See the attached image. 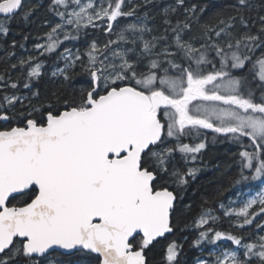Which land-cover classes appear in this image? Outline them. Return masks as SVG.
<instances>
[{
  "label": "snow or ice",
  "instance_id": "obj_1",
  "mask_svg": "<svg viewBox=\"0 0 264 264\" xmlns=\"http://www.w3.org/2000/svg\"><path fill=\"white\" fill-rule=\"evenodd\" d=\"M150 5L159 7L162 30L140 14ZM229 7L205 20L197 14L205 9L186 0H50L58 19L45 21L33 53L11 64L26 94L20 78L0 74V90H11L0 95V264H75L68 257L76 254L87 264H150V247L178 227L177 189L200 170L181 172L171 161L179 152L195 163L208 132L213 143L222 136L241 149L231 187L264 184V0ZM35 10L0 0V35ZM90 28L106 42L89 40ZM81 35L83 52L64 47ZM239 202L220 208L236 229L257 231H217L210 224L219 217L202 210L192 246L212 248L196 264H264V221L255 223L264 189ZM181 250L168 242L165 264H180Z\"/></svg>",
  "mask_w": 264,
  "mask_h": 264
},
{
  "label": "trees",
  "instance_id": "obj_2",
  "mask_svg": "<svg viewBox=\"0 0 264 264\" xmlns=\"http://www.w3.org/2000/svg\"><path fill=\"white\" fill-rule=\"evenodd\" d=\"M171 2V0H156L157 5H162L164 3ZM234 2V0H186L188 7L192 4H196L199 8H204L205 12L202 15L205 20L209 19L216 13L220 12H232L233 9L229 5ZM133 4L143 3V0H132ZM50 0H27L24 2V10L35 8L36 10L32 13L31 17L27 20L23 19V13L11 23V28L8 35L5 37L0 35V74L9 73L12 80L21 79L20 90L21 93L26 94V90L23 89V80L21 73L17 70L11 69V64L16 63L19 58H26L29 54L33 53L34 44L38 42V37H41L45 32L48 31V27L45 26V21L48 24L55 23L58 18L54 16L53 13L48 11ZM127 10V9H125ZM144 11H148L150 15V26L156 27L160 30L163 29V21L159 14V7L149 6L147 9L141 8L140 14L142 15ZM183 13V9L180 10ZM182 19L183 16L181 15ZM175 22V21H173ZM117 30H119L117 28ZM90 40L91 38L99 39L100 43H104L107 40L99 29H88ZM27 36L28 39L25 40L24 37ZM115 39V36L112 37ZM85 37L81 35L79 41L65 42L64 47L71 48L73 52L79 49L81 52L85 50ZM15 40L17 45L23 43L24 48L17 46L12 49L11 42ZM15 51L16 57L9 60L7 57V52L5 51ZM63 51V48L60 49ZM260 55V51L256 53ZM55 61V55L51 59H46L45 63L48 67L45 71H50L51 65ZM7 78V77H6ZM47 76L45 79L47 80ZM80 83L77 87L84 86L85 77H80ZM44 86L43 83L41 85ZM4 91L0 90V95L4 94ZM6 127L5 124L0 125V129ZM208 143L207 147L202 150L199 154L198 159L195 163L185 162L182 155L177 152L172 161L171 166L176 170L181 172L186 171L188 168H198L200 169L195 179L188 177L187 185L182 189H177L178 192V206L176 212V218L174 223L178 225L176 230L167 235V239H159L158 243H155L150 247L148 251V259L150 264H165L163 260V252L167 246V243L175 240L178 244L182 245V250L180 252V264H196L198 257L203 256L207 258V251L205 249H211L212 245L206 242L200 247H193V241L197 239L199 235V230L195 228L194 221L199 217L202 210L211 209L213 214L219 217V219L210 224L211 227L215 228L217 231L222 232H233L237 235L247 236L250 232H256L255 224L251 226H246L243 231L236 229L235 217H228L223 214V210L220 208L222 203L226 208L233 207L239 208L241 199H247L250 195H255L261 189H264V184H260L259 181H249L247 184L258 185L256 188L246 187L245 185H237L231 187V179L235 177L237 173V168L235 167L236 161L234 157L238 155L241 150L237 144L224 139V137H218L215 143L212 142V133L208 132ZM204 139L203 136L200 140ZM183 143H198L199 140H195L192 137H185L182 140ZM176 143L172 141L169 146ZM171 171V168H170ZM171 188L176 189V185L172 184ZM238 193H242L238 195ZM19 199V197H18ZM237 201V203H231ZM15 203V201H13ZM264 221V216H261L256 220L255 223H260ZM187 226V227H186ZM264 235V233H259ZM222 247H236L231 245L230 241L218 242ZM69 260L74 261L75 264H87L86 258H81L80 254L68 257Z\"/></svg>",
  "mask_w": 264,
  "mask_h": 264
},
{
  "label": "water",
  "instance_id": "obj_3",
  "mask_svg": "<svg viewBox=\"0 0 264 264\" xmlns=\"http://www.w3.org/2000/svg\"><path fill=\"white\" fill-rule=\"evenodd\" d=\"M24 1H25V0H23V2H24ZM1 123H3V122H0V124H1ZM167 235H169V234H166V236H167ZM158 239H163V238H158Z\"/></svg>",
  "mask_w": 264,
  "mask_h": 264
}]
</instances>
